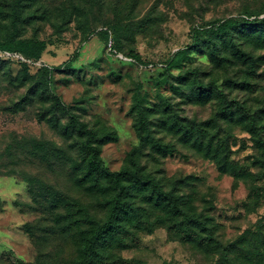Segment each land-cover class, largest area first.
<instances>
[{
  "label": "rangeland",
  "instance_id": "rangeland-1",
  "mask_svg": "<svg viewBox=\"0 0 264 264\" xmlns=\"http://www.w3.org/2000/svg\"><path fill=\"white\" fill-rule=\"evenodd\" d=\"M143 1L140 17L157 3L154 23L128 36L120 50L96 35L112 21L113 6L99 11L89 0H34L20 39L45 41L41 60L0 52V264H76L86 226L76 223V205L69 214L63 205L53 207V201L65 203L62 195L106 220L107 198L80 183L81 139L64 131L69 119L57 100L100 137L112 136L101 146L107 170L120 172L141 146L139 167L156 181L148 194L174 193L192 219L135 194L130 202L139 222L133 217L107 236L97 264H264V156L242 113L217 91L199 96L193 83L194 76L214 82L264 125V48L257 35L235 39L260 58L253 72L236 59L230 42L214 48L203 37L196 45L193 37L198 24L242 20L247 10L263 18L264 0ZM75 5L89 14H73ZM7 8L0 0V36L10 31ZM43 66L46 78L39 76ZM244 82L249 89L239 85ZM138 105L154 110L146 112L152 134L172 153L164 156L138 139ZM226 248L228 262L218 253Z\"/></svg>",
  "mask_w": 264,
  "mask_h": 264
},
{
  "label": "trees",
  "instance_id": "trees-1",
  "mask_svg": "<svg viewBox=\"0 0 264 264\" xmlns=\"http://www.w3.org/2000/svg\"><path fill=\"white\" fill-rule=\"evenodd\" d=\"M7 2V18L10 19L9 27L10 31L4 36H0V52L18 53L23 56L27 61L29 60H41L42 53L46 48V42L35 39H20V26L22 23L28 20L24 17L26 10L32 5L34 0H5ZM90 5H98L99 11L109 10L112 6V10L109 12L113 17L112 21L105 24V28L101 30L97 36L103 41H111L114 43L117 49H121V44L127 39L128 36L134 34L138 29L146 31L148 27L154 23L153 11L157 3H155L144 15L140 17V8L144 5L143 0H89ZM75 12L73 14L82 16L89 14L87 7L75 5ZM5 14V15H6ZM246 18L239 20L236 18L218 20L210 24L200 23L194 28V39L196 45H200V37L207 39V42L214 46H217V41H222L224 45L230 42V46L233 50V55L248 69L253 72L259 63L260 58H256L253 53L243 51L236 45L235 39L238 36H247L252 32L257 35L260 48H264V17L260 18L262 14L255 13L253 11H245ZM31 14H28V16ZM202 21V20H201ZM94 31H86V40ZM212 56L214 52L212 51ZM25 62V61H24ZM27 74V68L25 71ZM49 70L43 66L40 68L39 76L47 77ZM187 74L182 75L181 78H186ZM193 83L195 91L199 96L210 95L214 91L219 92L221 99L231 106H235L240 116V121L246 123L248 132L252 135L253 140L257 148L262 152L264 156V125L261 124V120L257 114H252L249 108L228 100L225 93L218 90L217 85L214 82L204 83L200 78L194 76ZM242 88H248V82L239 84ZM237 85L236 87H240ZM60 109L64 114H67L69 122L65 125L64 131H73L81 139L78 146V151L82 155L83 175L80 178V183L90 184V188L96 190L98 193L107 198V216L104 222L97 220L91 216L88 209L80 204L78 201L69 200L64 195L61 196V202L53 201V207H59L63 205V209L67 210V213H71L72 205H76L80 214V218L76 221L81 225L86 226L85 234L82 238V248L80 256L76 261V264H97L100 251L99 247L106 239L107 236L112 237L113 234L118 233L123 227L126 221H130L133 217L139 222L136 217V210L131 206L130 199L135 194L143 193L144 198L148 203L155 202L157 208L166 211L173 216H184L185 220L192 221V219L184 214L182 210L181 198L177 197L172 192L159 191L157 196L154 193L148 194L149 186L153 185L156 181L154 178L146 176L143 169L139 167L138 158L140 156L141 146L135 147L128 155L127 165L120 172H111L104 167V163L101 159V146L105 141L112 140V136L109 133H105L104 137H100V131L89 128L87 124L82 122L77 115H75L69 108L63 105L60 100H57ZM152 108H143L138 105L137 112L139 119L136 125V132L138 139L142 143H148L156 151L163 153L164 156L172 153V149L169 145L163 143L161 140L155 138L150 128V119L147 118V114L152 112ZM154 111V110H153ZM147 112V114H146ZM55 127H60L59 120L53 122ZM185 135L191 136L192 132L186 131ZM116 139V138H113ZM73 162L74 160L71 159ZM79 169V166L77 167ZM67 219V217H65ZM180 227H182L180 225ZM189 234V235H188ZM187 238L191 239L194 234L185 231ZM212 237V236H211ZM208 239L211 241L212 238ZM201 245L206 244L204 239L200 240ZM222 261H229V250L226 248L221 253Z\"/></svg>",
  "mask_w": 264,
  "mask_h": 264
},
{
  "label": "built area",
  "instance_id": "built-area-1",
  "mask_svg": "<svg viewBox=\"0 0 264 264\" xmlns=\"http://www.w3.org/2000/svg\"><path fill=\"white\" fill-rule=\"evenodd\" d=\"M7 55V53H5ZM15 58H17L18 60H22V61H26L23 57L21 56H17V55H14Z\"/></svg>",
  "mask_w": 264,
  "mask_h": 264
}]
</instances>
